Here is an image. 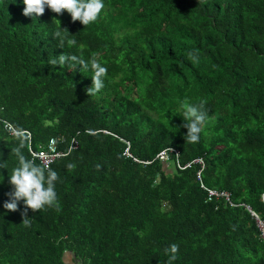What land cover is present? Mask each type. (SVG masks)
Listing matches in <instances>:
<instances>
[{"label": "trees", "instance_id": "trees-1", "mask_svg": "<svg viewBox=\"0 0 264 264\" xmlns=\"http://www.w3.org/2000/svg\"><path fill=\"white\" fill-rule=\"evenodd\" d=\"M104 5L84 26L66 11L33 18L21 0H0V264H168L171 243L173 264H264L255 220L264 221V0ZM59 23L75 44L60 47ZM62 53L95 55L105 87L89 95L91 73L49 64ZM185 98L205 101L197 143L184 137ZM5 121L29 131L34 149L55 137L66 152L76 140L48 165L59 208L28 209V226L22 201L3 207L11 148L23 141L32 159ZM166 147L177 161L155 157ZM196 157L200 180L198 164L177 165ZM201 182L234 204L207 200Z\"/></svg>", "mask_w": 264, "mask_h": 264}, {"label": "clouds", "instance_id": "clouds-1", "mask_svg": "<svg viewBox=\"0 0 264 264\" xmlns=\"http://www.w3.org/2000/svg\"><path fill=\"white\" fill-rule=\"evenodd\" d=\"M25 5L22 9L23 14L31 17H38L47 7L51 11L60 14L66 11L70 14L72 21L79 20L84 26L97 21L102 9L104 0H21ZM58 21V20H56ZM59 22V21H58ZM54 37L59 39L60 47L67 44H75L76 41L70 38V33L66 28H61L60 23L53 32ZM189 57L196 60L197 54L188 53ZM52 66H67L69 69H76L82 72L91 73V86L86 89L89 95L97 94L105 87V75L107 67L101 64L95 57L90 55L85 58L74 53L53 55L49 59ZM182 116L184 122L182 126L187 129L184 133L185 140L189 143H197L201 138L202 125L207 119L205 110V101H192L185 98L181 101ZM23 141L11 148L15 156V166L8 171V183L12 189L7 193L9 199L4 201L3 207L8 210H17L19 202H23L26 207L22 215V223L25 226L30 224V217L25 213L28 209L41 210L48 208H59V199L56 191V182L59 179L58 172L51 168L37 164L33 159L26 157ZM66 167L72 169L75 164L69 162ZM7 168L3 160H0V169ZM8 169V168H7ZM0 182H3V176L0 175ZM179 245L171 243L164 251L168 254V264H173L176 260Z\"/></svg>", "mask_w": 264, "mask_h": 264}, {"label": "built area", "instance_id": "built-area-1", "mask_svg": "<svg viewBox=\"0 0 264 264\" xmlns=\"http://www.w3.org/2000/svg\"><path fill=\"white\" fill-rule=\"evenodd\" d=\"M6 126L11 129L12 133H24L25 137L27 139V144H28V149H29V153L31 155L32 159H37L40 164L42 166H46L48 167V165L58 156H62L64 154H66L67 151H69L71 148H74L76 146V140L74 138L70 139L69 141V146L66 150V152H62L60 150L57 149V140H59L60 142L63 140V138H55V137H51L45 148H41V149H34L31 146L30 143V132L27 130H22V131H17L13 128V126H11L7 121H5ZM125 153L127 155H131L129 153V151H125ZM178 151L175 148L172 147H166L161 149L155 157L160 158L161 160H167L169 158L170 155H174L175 160L178 158ZM134 160L140 161L136 158L133 157ZM177 161V160H176ZM191 163H196L199 165V169L196 172V177L197 179L200 180V172L204 167V161L201 157H196L194 159H192L190 162L186 163L185 165H179L177 164L180 168H184L186 166H189ZM201 188H203L206 191V199L210 200L212 198H218V197H222L224 200H226L227 202H229L230 204H234V202L231 200L230 195L227 191L225 190H217L215 188H208L206 187L202 182L200 184ZM243 204V203H241ZM245 206V208H247V210H249L251 212V209L248 205L243 204ZM256 223H257V227L259 229V235L260 237L264 240V221L260 220L259 218L255 217Z\"/></svg>", "mask_w": 264, "mask_h": 264}, {"label": "crops", "instance_id": "crops-1", "mask_svg": "<svg viewBox=\"0 0 264 264\" xmlns=\"http://www.w3.org/2000/svg\"><path fill=\"white\" fill-rule=\"evenodd\" d=\"M68 256H69V254L66 255V259H67V260H69Z\"/></svg>", "mask_w": 264, "mask_h": 264}, {"label": "rangeland", "instance_id": "rangeland-1", "mask_svg": "<svg viewBox=\"0 0 264 264\" xmlns=\"http://www.w3.org/2000/svg\"><path fill=\"white\" fill-rule=\"evenodd\" d=\"M68 263H70V261L68 260Z\"/></svg>", "mask_w": 264, "mask_h": 264}]
</instances>
